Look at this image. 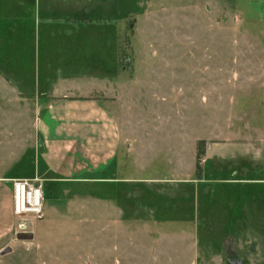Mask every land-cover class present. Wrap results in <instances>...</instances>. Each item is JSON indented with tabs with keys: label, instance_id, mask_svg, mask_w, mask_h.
<instances>
[{
	"label": "rangeland",
	"instance_id": "1",
	"mask_svg": "<svg viewBox=\"0 0 264 264\" xmlns=\"http://www.w3.org/2000/svg\"><path fill=\"white\" fill-rule=\"evenodd\" d=\"M80 4L56 9L73 20L34 66H0V180L37 172L36 122L58 98L47 88L79 93L102 71L128 78L144 66H182V173L117 190L43 181V218H15L0 264H264V0ZM10 33L4 45L25 46H3L16 64L29 39Z\"/></svg>",
	"mask_w": 264,
	"mask_h": 264
},
{
	"label": "crops",
	"instance_id": "2",
	"mask_svg": "<svg viewBox=\"0 0 264 264\" xmlns=\"http://www.w3.org/2000/svg\"><path fill=\"white\" fill-rule=\"evenodd\" d=\"M29 1L0 0V66H34V55L55 38L57 26L73 20L72 11L56 9L82 0H44L42 11L37 0ZM19 32L29 39V51L11 64L13 53L3 48L25 46L4 43L9 33ZM181 67L144 66L141 74L134 71L128 78L102 71L79 93L64 83L47 88L50 95H45L58 98L48 101L38 116L37 172L27 178L40 179L42 189L43 181H97L99 187L117 190L122 184L131 189L134 182L169 180L168 172L179 177L186 111ZM5 180H0V242L15 222L11 183Z\"/></svg>",
	"mask_w": 264,
	"mask_h": 264
},
{
	"label": "built area",
	"instance_id": "3",
	"mask_svg": "<svg viewBox=\"0 0 264 264\" xmlns=\"http://www.w3.org/2000/svg\"><path fill=\"white\" fill-rule=\"evenodd\" d=\"M13 198V216L23 219L29 216L41 220L44 216L42 181L38 178H16L11 180ZM19 229H24L22 221L17 223Z\"/></svg>",
	"mask_w": 264,
	"mask_h": 264
},
{
	"label": "trees",
	"instance_id": "4",
	"mask_svg": "<svg viewBox=\"0 0 264 264\" xmlns=\"http://www.w3.org/2000/svg\"><path fill=\"white\" fill-rule=\"evenodd\" d=\"M205 140L200 139L198 140L197 144H196V151H195V161H196V168L198 167V161L200 160V158L205 154Z\"/></svg>",
	"mask_w": 264,
	"mask_h": 264
},
{
	"label": "water",
	"instance_id": "5",
	"mask_svg": "<svg viewBox=\"0 0 264 264\" xmlns=\"http://www.w3.org/2000/svg\"><path fill=\"white\" fill-rule=\"evenodd\" d=\"M31 237H32V235L30 233H20L17 235V238H19V239H29Z\"/></svg>",
	"mask_w": 264,
	"mask_h": 264
}]
</instances>
